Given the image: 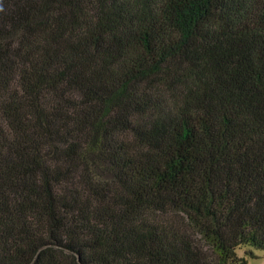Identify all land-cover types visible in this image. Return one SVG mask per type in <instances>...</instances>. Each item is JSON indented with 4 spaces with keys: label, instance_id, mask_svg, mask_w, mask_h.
I'll return each mask as SVG.
<instances>
[{
    "label": "trees",
    "instance_id": "1",
    "mask_svg": "<svg viewBox=\"0 0 264 264\" xmlns=\"http://www.w3.org/2000/svg\"><path fill=\"white\" fill-rule=\"evenodd\" d=\"M264 251V0H0V264H248Z\"/></svg>",
    "mask_w": 264,
    "mask_h": 264
},
{
    "label": "rangeland",
    "instance_id": "2",
    "mask_svg": "<svg viewBox=\"0 0 264 264\" xmlns=\"http://www.w3.org/2000/svg\"><path fill=\"white\" fill-rule=\"evenodd\" d=\"M238 255L245 258L248 264H264V251L251 247H243L238 250Z\"/></svg>",
    "mask_w": 264,
    "mask_h": 264
}]
</instances>
